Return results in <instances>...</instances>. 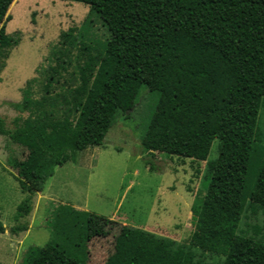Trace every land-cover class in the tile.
I'll list each match as a JSON object with an SVG mask.
<instances>
[{"label":"trees","instance_id":"1","mask_svg":"<svg viewBox=\"0 0 264 264\" xmlns=\"http://www.w3.org/2000/svg\"><path fill=\"white\" fill-rule=\"evenodd\" d=\"M13 1L0 0V68L20 42L19 33L6 31ZM63 1L88 5L87 26L97 18L107 36L104 49L78 65L72 48L80 39L82 49L91 50L85 34L76 27L62 31L41 73L39 95L25 89L20 102H11L19 113L13 127L0 115V135L36 167L28 181L19 179L28 196L15 221L30 214L32 195L54 168L104 144L117 115L128 117L146 85L157 102L144 124L143 151L206 162L204 194L192 206L188 243L124 226L103 264H264V243L239 229L248 211L264 213L258 125L264 106V0ZM166 29L181 38L166 36ZM215 140L218 153L209 158ZM48 228L50 241L31 246L20 264H91L89 211L58 202ZM26 230V222L11 228Z\"/></svg>","mask_w":264,"mask_h":264},{"label":"rangeland","instance_id":"2","mask_svg":"<svg viewBox=\"0 0 264 264\" xmlns=\"http://www.w3.org/2000/svg\"><path fill=\"white\" fill-rule=\"evenodd\" d=\"M8 13L11 20L6 31L20 36L19 44L0 68V115L10 128L19 114L11 102H20L25 89L35 98L39 95L41 73L51 62V50L62 31L76 27L85 34L84 41L91 50H83L80 39L72 48V60L78 65L89 54L104 49L101 43L107 33L97 18L93 17L92 24L87 26L89 6L80 2L14 0ZM165 35L181 38L172 29H166ZM156 102L157 93L143 85L134 109L128 112V117L122 112L117 115L102 146L78 152L70 162L54 168L42 190L34 186L32 210L19 222L14 215L28 196L19 179L28 181L36 168L35 162L0 135V221L5 227L4 233H0V264H20L31 246H43L50 241L48 219L58 202L91 213V264L106 261L124 226L188 243L193 230L192 206L204 194L206 162L143 151L144 124ZM258 125L264 145V106ZM218 143L213 142L209 158L217 156ZM242 219L239 229H248L247 236L264 243L263 211L255 215L248 211ZM23 222L27 223L26 231L11 232L13 226ZM206 258L210 259L209 254ZM211 259L216 261L218 256Z\"/></svg>","mask_w":264,"mask_h":264},{"label":"crops","instance_id":"3","mask_svg":"<svg viewBox=\"0 0 264 264\" xmlns=\"http://www.w3.org/2000/svg\"><path fill=\"white\" fill-rule=\"evenodd\" d=\"M260 127V126H259ZM262 135V134H261Z\"/></svg>","mask_w":264,"mask_h":264}]
</instances>
